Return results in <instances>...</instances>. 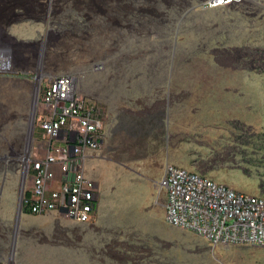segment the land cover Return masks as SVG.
<instances>
[{
    "label": "rangeland",
    "instance_id": "1",
    "mask_svg": "<svg viewBox=\"0 0 264 264\" xmlns=\"http://www.w3.org/2000/svg\"><path fill=\"white\" fill-rule=\"evenodd\" d=\"M23 1L32 8L33 17L12 21L7 33L16 73L24 71V76L33 77L40 72H74L78 90L106 107V165L93 169L101 175L96 228L124 218L138 223L149 214L162 213L164 193L156 188L154 198L149 189L161 172V163L154 160L161 148L169 163L199 171L197 162L214 157L217 149L222 151L227 145L229 153L207 175L240 191L264 196V69L234 68L239 63L236 54L225 56L222 51L245 45L264 51V7L255 15L243 16L241 1L212 7H180L161 0ZM18 2L0 0V28L6 25L10 8L23 12L15 6ZM35 83L13 90L0 81V184L5 171L10 174L17 168L19 156L14 153L25 150ZM104 89L110 92L102 94ZM175 93L179 95L175 97ZM181 94H188L186 105L175 106L170 114L166 108L148 111L158 96L159 100L175 97L174 103L180 105ZM40 110L36 103L34 135L27 145L30 150L42 140ZM240 122L252 124L249 132L259 136L252 138L254 143L234 145L239 143L233 139ZM163 134L169 137L168 143L160 138ZM137 179L143 180L145 188ZM8 190L18 199V183ZM141 228L148 232L146 226ZM91 230L97 245L87 248L84 243L86 247L76 249L87 252L95 264H101L103 258L114 260L100 252L106 243L100 236L106 232ZM185 230L188 236L175 235L182 241L172 244L170 252L184 264H264L263 246H215ZM109 234L111 238L118 233ZM11 241V232L0 227V254H7ZM21 241L14 242L17 264H26L22 255L26 245ZM181 243L186 246L180 247ZM60 245L72 248L73 244Z\"/></svg>",
    "mask_w": 264,
    "mask_h": 264
},
{
    "label": "built area",
    "instance_id": "2",
    "mask_svg": "<svg viewBox=\"0 0 264 264\" xmlns=\"http://www.w3.org/2000/svg\"><path fill=\"white\" fill-rule=\"evenodd\" d=\"M233 0H208L211 6ZM0 42V74L12 67ZM32 76L28 75L31 79ZM41 110L40 145L21 159L26 172L22 209L43 215L64 212L78 222L95 221L100 187L86 172L89 151L105 142L106 107L78 90L74 72L34 75ZM165 195V220L191 230L213 245L254 244L264 247V196L240 191L208 175L170 164L159 182ZM0 264H17L0 254Z\"/></svg>",
    "mask_w": 264,
    "mask_h": 264
},
{
    "label": "flooded vegetation",
    "instance_id": "3",
    "mask_svg": "<svg viewBox=\"0 0 264 264\" xmlns=\"http://www.w3.org/2000/svg\"><path fill=\"white\" fill-rule=\"evenodd\" d=\"M161 1L168 5L180 7H193L196 5H204L203 7H205V5H208L206 3L208 0ZM233 1L242 2L243 5L241 6L240 11L241 15L243 16L255 15L264 7V0ZM235 4L236 3H232L231 5ZM190 11L191 10L189 9L186 12L188 13ZM204 46L207 47L206 44ZM233 50L234 51L223 49L222 51H226L225 54H223L225 56L236 54V58L238 59L239 63L235 65L234 68L241 70L246 68H256L257 70L264 69V51H262L261 48H254L250 45H245L243 48L233 47ZM16 76L24 77L23 74L10 72L0 74L1 78ZM174 95L176 97L179 94L175 93ZM187 95L188 94H181L179 100L182 99V101L180 105H176V103H174L175 101L173 98L176 99L175 97L170 99L171 97L168 95L167 98L163 97L165 100H159L160 97L158 96L153 101V105L148 108V111L164 110L166 108L167 111L169 110L170 114L172 108L175 106L186 105ZM159 101H162V104H159ZM164 101H166V103ZM252 127V124H247L244 122L238 123V133H235L237 138L233 139V141L239 143H234V145H240V143L244 142L254 143L252 138H259V136L256 132H249ZM255 145L258 146L259 144L256 143ZM228 148L229 146L226 145L222 151L217 149L215 156L209 158L208 160L202 158V160L196 163V166L199 170L198 172L207 175L211 170L210 168L213 167V164L222 161L226 157L227 153H229V150H227ZM14 154L19 156L17 159L19 163L16 168L19 171H17L15 168H13L10 174H6L5 171L1 179L0 227H4L7 231L11 232L12 246L8 247L7 253L12 254L16 261L18 257L16 251L14 250V242L21 238L22 242H24L23 245H27L32 253H37L41 259L50 262V264H95L96 261L90 258L87 252L79 251L76 248L85 246V244L87 248L93 247L96 244L95 240L97 236L92 234L91 229H96L104 230L106 232V234L100 236V238L106 242L105 246L101 248V254L103 257L108 258L109 255L110 258L114 259L109 261L106 258H103L101 264H184L181 262L179 257L176 255H171L170 252L172 244L179 245L180 239L178 240L175 235L184 234L185 236H188V232H186L185 229L169 224L166 220L164 222L156 221L151 214L148 215L146 221L142 219L138 220V223L132 222L133 220L131 218H124L118 223L112 221L110 223L105 222V228L102 229L101 227L96 228L100 213L99 207L97 218L92 222H78L67 216V214L64 212L51 211L44 215H36L25 212L22 207L19 208L22 186L24 185V188L26 187L27 180L24 166L20 163V158L23 157V154L21 151L15 152ZM131 179L133 180L134 178ZM17 183L19 186V192L18 199L15 200L13 193L8 189ZM99 197H101L100 193L98 195V199ZM165 200L166 198H164L163 204ZM142 226H146L148 232H145V228L142 229ZM113 231L117 232L118 234H115L111 238L107 236L110 235L109 232ZM64 242L72 243L73 245L70 246L72 248H65L64 246H61L60 243ZM185 244L186 243H181L180 247L183 245L186 246ZM23 252L24 251H22V254Z\"/></svg>",
    "mask_w": 264,
    "mask_h": 264
},
{
    "label": "water",
    "instance_id": "4",
    "mask_svg": "<svg viewBox=\"0 0 264 264\" xmlns=\"http://www.w3.org/2000/svg\"><path fill=\"white\" fill-rule=\"evenodd\" d=\"M19 2L15 5L18 6L20 9H23V12H15L12 8H10V13L8 15V19L5 20L6 25H2V27L0 28V42L2 43V47L3 49H5V51H7V53H9L11 61H12V67L10 69V73H16L17 71L14 69L15 67H13L15 65V59H14V63H13V55H12V51H13V45L12 43L9 41V36L7 35L8 30L11 29V25H12V21H21L23 19H28V18H32L33 17V10L32 8H30L26 3H23V0H18ZM89 6H91V3H89ZM88 6V7H89ZM102 11H105V8H102ZM14 13V15H12ZM40 69V66H39ZM39 69L37 70L39 72ZM42 69V68H41ZM51 73V72H50ZM22 74H24V71L22 72ZM1 81H8L9 83H7L8 85L6 86H10L11 84L16 85V84H34L35 82L28 78V77H23V76H16V77H7V78H1ZM12 82V83H11ZM36 84V83H35ZM38 102V94L37 91L35 93V97L32 101H30V110H31V114L29 117V124H28V132H27V143L24 146L25 150H22L21 153L24 155L25 152H27L28 148V141L30 140L31 137H33V133H34V126H35V119H34V109L36 107V103ZM27 148V149H26ZM23 158V157H22ZM20 158V163H21V159ZM24 185L22 186V191H21V197H20V201H19V208L22 207V201H23V196H24Z\"/></svg>",
    "mask_w": 264,
    "mask_h": 264
},
{
    "label": "crops",
    "instance_id": "5",
    "mask_svg": "<svg viewBox=\"0 0 264 264\" xmlns=\"http://www.w3.org/2000/svg\"><path fill=\"white\" fill-rule=\"evenodd\" d=\"M158 103L159 104H162V101L161 102L159 101ZM163 104H164V102H163ZM160 138L165 139L166 142L168 143L169 137L168 136L166 137L165 134H163V136H160ZM163 150H164V148H161L160 150L157 151V153L154 156L155 162L156 161L157 162L159 161L161 163V167H160L161 172H160V175L159 176L157 175L155 177V179H154L155 182L154 181L152 182L153 183L152 186L151 187L149 186V189L152 191L153 197L155 196L156 188L159 190V182H160L161 178L163 177V175H164V173L166 171L167 166L171 164L167 160H165L164 156H162V152L161 151H163ZM103 153H104V151H103V147H102L98 151H89V155L86 158V172H87V175L90 176V177H92L98 183L99 187H100V182H101V180H100V176L101 175L100 174L93 173V169L96 166L102 167V165H104V164L106 165V163H105V161L103 159L104 158V154ZM137 173L141 175L142 174V170H139ZM135 182L138 185H141L143 188H145V184H143V185L141 184V182H143V180L137 179ZM100 198L101 197H99V202L101 200ZM153 217H154V219L156 221L164 222L165 221V208L163 207V211H162V213L160 215H158L156 213V214H153Z\"/></svg>",
    "mask_w": 264,
    "mask_h": 264
},
{
    "label": "bare ground",
    "instance_id": "6",
    "mask_svg": "<svg viewBox=\"0 0 264 264\" xmlns=\"http://www.w3.org/2000/svg\"><path fill=\"white\" fill-rule=\"evenodd\" d=\"M94 7H96L97 9H100L101 7L99 6V4H95L94 5ZM14 14V13H13ZM201 20V19H200ZM198 22V21H197ZM200 23H201V21H200ZM65 63V62H64ZM63 63V64H64ZM67 63V62H66ZM65 65V64H64ZM67 65V64H66ZM91 78H93V77H91ZM87 80V79H86ZM86 80H85V82H86ZM1 81V80H0ZM88 81V80H87ZM1 82H4V80L3 81H1ZM5 86L6 85H8L7 83H9L8 81H5ZM12 83V82H11ZM26 84V83H25ZM88 84V83H87ZM29 85V84H28ZM86 85V84H85ZM91 85V84H90ZM20 86H23V84H16V85H13V84H11L10 86H6L7 88H11V89H15L16 87H20ZM92 86V85H91ZM87 88H88V86H87ZM91 89H93L92 87H90ZM105 88H108V87H106L105 86ZM17 89V88H16ZM117 89V88H116ZM87 90V89H86ZM109 89H104L103 91H102V94H107V93H109L110 91H108ZM118 90V89H117ZM92 91V90H91ZM116 94H118L117 92H116ZM109 99H110V97H109ZM8 115V114H7ZM12 115V114H11ZM9 116V115H8ZM2 118H3V116H2ZM3 121V119H1L0 118V123ZM9 158V157H8ZM11 158V157H10ZM16 158V157H15ZM18 158V157H17ZM5 218V217H4ZM7 218V217H6ZM93 236V235H92ZM89 241V240H88ZM96 241V240H95ZM22 242V241H21ZM91 243V242H90ZM97 245V244H96ZM24 246V245H23ZM25 247H26V249H25ZM25 247H23V250H25L24 252H23V257H24V260L26 261V264H50V262H48V261H45L44 259H41L40 258V256L37 254V253H32L31 251H30V248L29 247H27V245L25 246ZM63 254V253H62ZM72 254V253H71ZM68 255H69V253H68ZM72 257V256H71ZM80 257H82V256H80ZM66 258H67V256H66ZM84 258V257H83ZM52 260V259H51ZM67 260V259H66ZM75 260V259H74ZM73 260V261H74ZM82 261V260H81ZM78 263V262H77Z\"/></svg>",
    "mask_w": 264,
    "mask_h": 264
}]
</instances>
